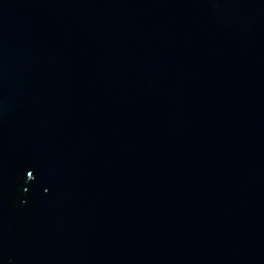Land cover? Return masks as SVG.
<instances>
[{
	"label": "water",
	"instance_id": "obj_1",
	"mask_svg": "<svg viewBox=\"0 0 264 264\" xmlns=\"http://www.w3.org/2000/svg\"><path fill=\"white\" fill-rule=\"evenodd\" d=\"M0 264H264V0H0Z\"/></svg>",
	"mask_w": 264,
	"mask_h": 264
}]
</instances>
